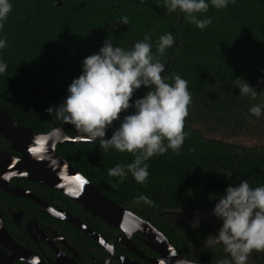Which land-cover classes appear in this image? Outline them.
I'll list each match as a JSON object with an SVG mask.
<instances>
[{"label": "trees", "instance_id": "trees-1", "mask_svg": "<svg viewBox=\"0 0 264 264\" xmlns=\"http://www.w3.org/2000/svg\"><path fill=\"white\" fill-rule=\"evenodd\" d=\"M11 2L12 11L0 31V37L7 41L0 50V59L7 64L5 73L0 75V107L20 125L38 133L60 127L68 136L80 135L71 125L50 116L46 109L63 101L68 85L81 73V61L97 52L106 38L116 46L131 48L147 32L155 53L160 34L170 32L175 37L173 47L159 59L166 65L162 75L179 74L188 81L192 95L184 121L187 136L179 154L168 150L146 161V184H138L129 174L114 188L118 177L108 176V169L131 163L132 154L115 149L103 152L98 143L64 142L57 146L60 155L114 202L152 220V216L166 209L186 211L213 205V196L240 180L246 179L252 187L264 185V151L239 152L227 143L208 139L207 129H215L203 128L201 124L211 120L204 110L222 112L229 105L234 111L243 103L264 102V86H258L264 84V0H235L219 10L210 6L203 17H211L212 24L203 30L190 24L180 12L168 14L163 0ZM124 16L129 23H118ZM239 78L256 88L255 99L239 94ZM147 91L141 86L133 100ZM132 111L130 108L127 113H120L121 118ZM118 126L119 122L114 121L105 138H110ZM215 128L218 130V125ZM36 185L46 188L54 198L77 205L48 186ZM142 193L154 201V207L133 203ZM84 214L79 208V215ZM165 232L171 240V234ZM205 255L204 262L210 264L221 259L215 253ZM248 264H252L250 260Z\"/></svg>", "mask_w": 264, "mask_h": 264}, {"label": "clouds", "instance_id": "clouds-1", "mask_svg": "<svg viewBox=\"0 0 264 264\" xmlns=\"http://www.w3.org/2000/svg\"><path fill=\"white\" fill-rule=\"evenodd\" d=\"M230 3L234 4L235 0H163L168 14L180 12L190 24L201 30L212 24L211 17H203L210 6L219 10ZM12 8L11 0H0V31ZM118 23L128 24V17H121ZM174 41L172 33L160 34L153 53L152 37L147 32L131 48L116 46L106 38L97 52L81 61V73L68 85L63 101L46 109L56 120L71 125L87 142L98 143L103 152L115 149L132 154L134 160L131 163L108 169V176L118 177L112 185L114 188L129 174L138 184H146L149 177L146 161L168 150L179 154L187 136L184 121L192 103L188 81L179 74L162 75L166 72V65L159 59L165 55L166 49L173 47ZM6 46V39L0 37V50ZM6 69V62L0 59V75ZM141 86L148 91L133 100L134 93ZM236 87L241 96L255 99L258 95L256 88L245 79L239 78ZM130 108L133 110L131 114L121 118L120 113H127ZM249 114L259 118L264 114V104L253 105ZM113 121H118L119 126L112 131L110 138H105L106 129ZM53 135L59 138L62 130H56ZM48 141V136L34 139L35 146L29 151L35 159H51ZM78 177V185L87 183L86 179ZM2 179L10 180L11 177ZM65 186L69 195L80 194L66 183ZM211 199L216 201L213 215L222 223L215 234L205 239L204 245L209 250L217 245L223 246L226 256L217 264H248L253 250L264 252V185L252 187L246 179L240 180ZM133 203L155 206L154 201L143 193L135 197ZM199 226L198 220L192 224L195 228ZM133 230L125 227L129 236Z\"/></svg>", "mask_w": 264, "mask_h": 264}, {"label": "flooded vegetation", "instance_id": "flooded-vegetation-1", "mask_svg": "<svg viewBox=\"0 0 264 264\" xmlns=\"http://www.w3.org/2000/svg\"><path fill=\"white\" fill-rule=\"evenodd\" d=\"M255 104L264 102L243 103V107L239 106L234 111L225 104L228 110L222 109V112L204 110L211 120L209 124L201 123L205 126L203 128L215 129H207L205 137L227 143L239 152L253 154L264 151V114L259 118L249 114V108ZM216 116L221 119L217 120ZM223 117L227 119L223 121ZM217 125L218 130L215 128ZM0 149L15 157L20 155L1 134ZM9 184L7 189L11 191L0 184V264H155L154 261L160 257L146 235L134 233L132 243L128 244L122 231L100 218H92L91 213L74 200L76 206L54 198L46 188L36 185L41 184L39 182L12 177ZM28 193L34 194L39 201L31 199ZM213 207L214 204L186 211L166 209L152 216L153 221L148 217L144 219H149L166 236L165 231L168 230L171 240L167 236L168 239L176 249L179 247L186 253L179 251L183 256L206 263L205 254L215 253L221 259L226 256L222 245L211 250L204 245L205 239L215 234L222 223L213 215ZM79 208L86 214L79 215ZM65 214L99 234L101 240L66 220ZM197 220L200 226L192 227ZM260 258H264V252L253 250L249 260L252 264H261Z\"/></svg>", "mask_w": 264, "mask_h": 264}, {"label": "water", "instance_id": "water-1", "mask_svg": "<svg viewBox=\"0 0 264 264\" xmlns=\"http://www.w3.org/2000/svg\"><path fill=\"white\" fill-rule=\"evenodd\" d=\"M58 129L62 130L60 127H57L47 133L35 132L30 128L20 125L0 107V134L10 142V147L20 154L18 157H15L0 149V184L4 188H8L10 180H4L2 177H24L66 194L76 203L82 205L85 211L90 212L92 218H100L108 225L122 231L124 239H126L128 244L132 243L131 236L134 233L138 232L146 235L150 239L149 242L152 249L160 254L159 259L154 261L155 264H207L192 261L183 256L170 242L168 237L151 224L149 219H144L129 208L117 204L97 189L88 178L74 168L57 151V146L64 142L69 144L89 142L81 135L68 136L63 130L62 135L58 138L53 135ZM43 136L49 137L48 152L51 157L50 160H37L29 151L31 147L35 146L34 139ZM53 143L55 144L54 147L52 146ZM53 161L54 163H52ZM77 176L86 179L87 183L82 186L75 183L72 178ZM65 177L69 178L67 182H65ZM65 183L79 191L80 194L78 196L69 195ZM27 196L39 201L32 193H28ZM46 210L50 212L47 207ZM65 219L72 221L95 239L101 240L99 234L89 227L78 223L76 218L65 214ZM125 227L134 229L130 236L125 231ZM104 244L106 243L104 242Z\"/></svg>", "mask_w": 264, "mask_h": 264}, {"label": "snow or ice", "instance_id": "snow-or-ice-1", "mask_svg": "<svg viewBox=\"0 0 264 264\" xmlns=\"http://www.w3.org/2000/svg\"><path fill=\"white\" fill-rule=\"evenodd\" d=\"M65 179H66V182H67L69 178L65 177ZM72 179L74 180L75 183H77L80 178L77 176V177H74Z\"/></svg>", "mask_w": 264, "mask_h": 264}, {"label": "rangeland", "instance_id": "rangeland-1", "mask_svg": "<svg viewBox=\"0 0 264 264\" xmlns=\"http://www.w3.org/2000/svg\"><path fill=\"white\" fill-rule=\"evenodd\" d=\"M261 82H263V81H261ZM258 86L262 87V86H264V84H263V83H261V84H258Z\"/></svg>", "mask_w": 264, "mask_h": 264}]
</instances>
